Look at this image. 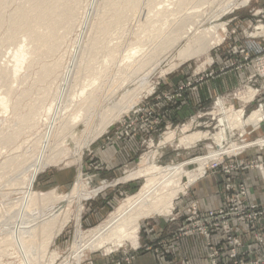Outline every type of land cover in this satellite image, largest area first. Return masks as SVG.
<instances>
[{
	"label": "rangeland",
	"instance_id": "1",
	"mask_svg": "<svg viewBox=\"0 0 264 264\" xmlns=\"http://www.w3.org/2000/svg\"><path fill=\"white\" fill-rule=\"evenodd\" d=\"M178 1L181 0H162L164 6L161 8L172 11L175 8L172 7L173 4ZM230 1L211 0L200 8L192 7L179 13L182 16L203 13L208 28L225 24V32L220 30L223 37L220 45L215 46L208 54L197 57L175 70L170 71V68L176 55L166 56L155 62V65L151 64L152 67L148 66L145 73L151 72L146 80V86L141 88L139 98L133 100V107L127 113L122 114L104 134L81 151L78 149V144L72 141L71 135L66 137L67 141L63 142V150H61V154L66 155L57 153L59 164H52L45 170L38 171L32 182L27 181L23 190L18 191L17 188L12 190L15 194L10 192L11 190L6 194L5 187L22 177V174L34 162L41 161L50 154L54 123L56 125L72 109L74 94H81L84 86L87 92L92 89V86H88L89 83L85 80H80L79 85L73 86L72 79L77 58L83 46L88 43L86 28L90 19L95 20L93 14L99 0H85L82 4L77 13V28L75 27L67 43L54 56L55 59L60 60V73L49 75L44 80H39L42 63L39 61L31 63L32 54L22 57L19 53L18 48L23 45L22 35L15 40H11L8 35L9 17L20 6L19 4H22V0H15L6 9L4 12L6 20L0 29V218L7 216L5 206L9 204V201L14 202L23 193L37 190L45 192L56 188L57 193L68 194L78 181L86 184L89 189L104 187L98 195L86 201L78 199L74 203L70 210V222L49 247V254L57 256L51 264H60L84 234L103 224L102 222H105L125 199L139 192L145 182L144 179L130 181L127 177L140 171V161L144 156L148 155L159 167L186 163V171L193 173L199 168L195 160L207 158L219 150L213 137L222 131L225 134L222 144L225 148L232 144L250 145L245 148L248 152L251 149L258 150L263 146L258 144L263 139L253 135L256 127L241 125L240 127L236 123L227 122V117L234 112H241L247 119L254 110L260 106L264 107V33L258 34L262 31L261 28H264V0H234L236 6L228 7ZM119 36L116 35V39ZM146 47L145 51L151 48L150 45ZM54 61V59H48L46 62L50 64ZM182 70L189 74L181 75ZM228 73H235L238 78L237 85H233L234 87L224 94L213 97L195 114L179 115L180 111L188 106V97L193 89L205 81L225 76ZM132 74L133 68L120 71L113 76L109 85H113L116 81L126 83ZM134 78L136 79H131L130 83L122 88L123 91L129 85L128 91L138 87L136 85L139 84H135L138 74ZM121 96L122 93L119 98ZM98 124L99 122H96L92 128L98 130ZM84 131V125L78 123L72 131L73 136L80 138ZM169 132L175 134V139L171 143L161 145L163 137ZM198 132L207 133L208 140L199 141L190 147L180 145L182 138ZM104 139L108 143L138 140L140 151L132 163L126 164L114 173L107 170L106 165L96 157L93 145ZM62 141L60 139L57 142L62 143ZM72 154L75 156L73 157ZM260 156L264 160V156L261 154ZM256 157L259 156L242 160L249 162ZM219 158L220 155L210 159L206 163L205 172L194 183L214 175L223 195L220 207L202 212L198 207V200L194 198L189 200V205L181 206V201L188 200L191 187L194 186L192 183L186 193L179 194L171 213L141 222L137 248L124 246L98 252L86 251L79 264H93L92 259L96 257L103 259L105 264L112 262L113 264H137L140 250L155 251L157 245L165 244L156 232L157 222H165L170 226V231H167V237L170 239L176 241L191 237L203 239L207 264H213V261L215 264L257 263L258 259L264 257V226L262 223L264 216L259 218L254 229L245 222L231 221L229 223L231 227L229 229H232L230 234L226 233L225 226L224 229H213L209 237L184 235L181 232L182 227L188 222L187 219L192 215L194 207L198 215L205 216L211 211H218L222 208L231 211L246 202L252 205L248 194L246 201L236 202L237 190L241 184L249 193L247 183L255 182L256 187L252 190H256L260 195L264 194V189L259 185L253 172L234 173L227 177L221 168L209 171V162ZM21 164L25 165L21 166ZM243 174L247 178L242 181ZM31 175L32 173L27 174L26 178L30 179ZM53 177L63 183L62 188L58 187L59 184L55 180L53 182L48 180ZM187 180V177H184L181 182L186 184ZM228 186L230 189L227 188ZM3 195H8V197ZM263 204L264 199L255 205ZM81 207L83 210L76 217ZM173 218L177 220L172 222ZM2 238L3 236L0 237V243ZM236 241L239 246H236ZM141 244L142 248H140ZM48 262L40 264H50ZM20 263H22L20 256L2 258L0 254V264Z\"/></svg>",
	"mask_w": 264,
	"mask_h": 264
},
{
	"label": "bare ground",
	"instance_id": "2",
	"mask_svg": "<svg viewBox=\"0 0 264 264\" xmlns=\"http://www.w3.org/2000/svg\"><path fill=\"white\" fill-rule=\"evenodd\" d=\"M14 1L0 0V29L6 20L4 12ZM208 1L211 0H181L173 4L172 7L175 8L171 11L161 8L164 6L162 0H99L93 14L95 20L90 19L86 28L88 43L83 46L77 58L72 79L73 86L79 85L80 80H85L92 89L87 92L84 86L81 94H74L72 109L56 125L54 123L50 154L28 167L22 174L23 178L19 177L5 187V193L8 194L10 190L13 192L15 188L23 190L27 181L32 182L38 171L45 170L49 165L59 164L57 153L61 154L63 142L67 141L66 137L69 135L81 151L104 134L112 123L133 107V100L139 98L141 88L146 86L151 72L145 73L148 66L166 56L176 55L170 68V71L175 70L220 45L223 41L220 30L225 32V24L208 28L203 13L187 16L179 14L192 7L200 8ZM84 2L85 0H22V4L10 15L9 38L15 40L22 35L23 45L19 46V53L22 57L32 54L31 63H42L39 80L60 73V60L54 56L75 31L77 13ZM229 5L228 7H235L236 3L231 0ZM261 30L258 34L264 33V28ZM116 35H120L119 38L116 39ZM149 45L151 48L145 51ZM48 59L55 61L49 64L46 62ZM156 67L158 68L157 65ZM156 67L154 68L157 69ZM130 68H133V74L126 83L116 81L109 85L116 73ZM137 74L135 84H139L136 85L138 87L128 91L129 85L123 91L122 88L131 79H136L134 77ZM262 121L263 106L254 110L247 119L241 112H234L227 117V122L239 126L257 127ZM96 122H99L98 130L92 128ZM78 123L84 125L85 131L80 138H75L72 131ZM208 136L207 133H194L182 138L180 145L190 147L199 141L208 140ZM224 137L223 131L213 137L219 150L207 158L195 160L199 168L193 173L186 171V163L159 167L148 155L144 156L140 161V171L127 177L130 181L144 179L139 192L125 199L103 224L84 234L60 264H79L86 251L98 252L124 246L137 248L141 222L171 213L179 194L186 193L190 185L203 175L210 159L250 146L232 144L225 148L222 145ZM60 139H63L62 143L57 142ZM174 139L175 134L169 132L163 137L161 145L171 143ZM263 143L264 141L258 142L261 146ZM29 173H32L30 179L26 178ZM184 177L188 179L186 184L181 182ZM103 188L89 189L86 184L78 181L68 194L63 195L57 193L56 188L23 194L21 191L22 196L14 202L10 200L5 206L7 216L0 218L2 258L20 256V264L53 263L57 256L49 254V247L70 222L72 206L78 199L86 201L98 195ZM4 197L7 198L8 195ZM82 210L81 207L76 217Z\"/></svg>",
	"mask_w": 264,
	"mask_h": 264
},
{
	"label": "crops",
	"instance_id": "3",
	"mask_svg": "<svg viewBox=\"0 0 264 264\" xmlns=\"http://www.w3.org/2000/svg\"><path fill=\"white\" fill-rule=\"evenodd\" d=\"M215 55V54H214ZM181 75H188L187 71H181ZM238 84V78L235 73H228L225 76L222 75L218 78L205 81L201 85L192 90L191 95L188 97V106L180 111L179 115H192L196 111L205 107L213 97L224 94V92L232 89ZM198 91V92H197ZM253 135L255 137L262 138L264 141V121H262L258 127H256ZM138 140H132L125 143H108L105 139L95 143L94 150L96 151V157L101 163L106 165V169L118 172L126 164L132 163L137 157L140 147ZM254 149L246 151L240 160L245 158H251L256 155L264 156V149ZM52 176V175H50ZM247 176L243 174L241 180H245ZM58 179V177H57ZM59 184V188L63 187V183L60 180L53 179ZM51 182V181H50ZM216 182L214 175L206 178H202L192 185L189 197L187 201H181V206L190 203L189 200L196 199L199 202V209L202 212H207L213 209H217L222 205L223 195L220 191V187ZM255 182H248L247 189L249 190V201L252 204L260 203L264 199V194L260 195L255 188ZM178 203V205H180ZM264 226V220L262 221ZM170 231V226L165 222H157L156 232L159 234V238L165 242L163 245H157L155 251L140 250L137 257V264H207L205 245L203 239L198 237L183 238L179 241L170 239L167 237V233ZM145 242H143L144 244ZM143 245L141 244L142 248ZM93 264H105L103 259L98 257L92 259ZM108 264V263H107ZM113 264V262L111 263Z\"/></svg>",
	"mask_w": 264,
	"mask_h": 264
},
{
	"label": "built area",
	"instance_id": "4",
	"mask_svg": "<svg viewBox=\"0 0 264 264\" xmlns=\"http://www.w3.org/2000/svg\"><path fill=\"white\" fill-rule=\"evenodd\" d=\"M264 145L260 147L262 150ZM249 149V148H248ZM247 149V150H248ZM246 152L245 149L239 150L238 152L232 154L220 155V158L215 161L209 162V171L222 169L224 175L230 177L234 173H245L253 172L254 177L258 179L259 185L264 189V160L258 155L254 160L246 162L245 160H240L241 157ZM208 171V168H207ZM208 171V172H209ZM207 172V173H208ZM206 173V174H207ZM230 189V187H227ZM247 190L243 184L238 187L236 202H243L247 200ZM235 202V201H232ZM264 216V204L255 205V204H245L235 207L233 210L229 211L228 209H220L218 211H211L205 216H200L197 213L196 208L194 207L192 215L187 219V223L182 227L181 232L184 235H195L202 237H209L210 232L213 229L226 227V233L230 234L232 229L230 227L231 221L236 222H245L252 229L255 228L260 217ZM177 219L173 218L172 222ZM236 246H239V243L235 242ZM213 264L215 262L213 261ZM254 264V263H253ZM255 264H264V257L258 259Z\"/></svg>",
	"mask_w": 264,
	"mask_h": 264
}]
</instances>
